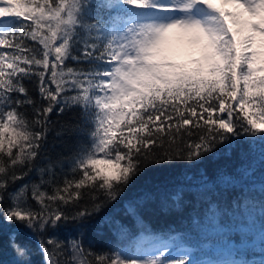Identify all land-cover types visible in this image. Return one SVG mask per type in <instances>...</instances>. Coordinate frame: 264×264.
I'll return each instance as SVG.
<instances>
[{"label":"snow or ice","instance_id":"snow-or-ice-1","mask_svg":"<svg viewBox=\"0 0 264 264\" xmlns=\"http://www.w3.org/2000/svg\"><path fill=\"white\" fill-rule=\"evenodd\" d=\"M238 143L264 146V0H0V229L17 226L10 264H34L37 253L17 239L25 230L41 264H201L192 258L201 248L233 250L231 235L252 223L249 205L221 207L203 173L195 195L206 207L191 217L198 247L150 227L140 209L151 193L124 206L135 232L102 217L115 237L107 250L86 247L83 229L149 168L195 166ZM238 171L255 175L250 163ZM184 195L157 193L163 207ZM68 224L76 234L61 239Z\"/></svg>","mask_w":264,"mask_h":264},{"label":"trees","instance_id":"trees-1","mask_svg":"<svg viewBox=\"0 0 264 264\" xmlns=\"http://www.w3.org/2000/svg\"><path fill=\"white\" fill-rule=\"evenodd\" d=\"M34 89L33 85H29ZM33 96L38 93L33 90ZM57 117L53 116V120ZM54 136V132L51 134ZM264 146L254 144L251 149L246 143H238L230 152L224 148L219 150V154L215 157H209L202 163L195 166H189L183 163L166 165L161 167L149 168L143 174L136 177L126 192L120 199L113 204L106 213H101L94 217L83 229L84 244L87 247L89 241L96 250H107L110 245L115 243V237L110 231L108 225H101V219L104 215H111L123 221L131 231H137L133 220L124 215V206L145 194H153L154 199L148 200L142 209H140L144 220L150 227L158 233L175 234L177 235V243L183 242L186 247L199 245V237L197 231L193 229L191 217L203 213L206 205L195 195L196 185L200 175L206 174L210 181V187L214 184L213 199L218 202L221 207L227 205L231 207L234 200L244 201L249 205V212L252 223L247 226L245 234L234 232L231 235V240L235 247L229 251L224 247L213 246L209 249H199L195 251L192 258L200 261L211 260H236L240 259L243 263L249 261L256 263L264 262V211L261 209V203L264 202V191H262V183H264V163H261V152ZM60 151L61 149H57ZM242 154L247 155V159L242 158ZM250 163L255 170V175L248 179L241 178L238 171L242 164ZM231 177L232 180L228 183L220 181V177ZM31 179L35 180V176ZM189 181L192 182L191 186ZM24 181L18 182L19 184ZM189 187L191 190L189 191ZM177 188H184V201L179 207L174 206L171 201L167 207L160 204L157 193L159 191H173ZM227 220V218H225ZM0 224H3L0 221ZM17 226L3 225L0 229V264L5 261L10 262L15 258L14 251L8 246V233L14 230ZM76 228L72 224H68L59 233L63 239L69 235H75ZM182 238V240H181ZM17 239L20 243H27L31 246L33 252L32 259L34 264H41V257L36 249L35 240L28 238L25 232L19 234Z\"/></svg>","mask_w":264,"mask_h":264},{"label":"rangeland","instance_id":"rangeland-1","mask_svg":"<svg viewBox=\"0 0 264 264\" xmlns=\"http://www.w3.org/2000/svg\"><path fill=\"white\" fill-rule=\"evenodd\" d=\"M201 264H206V262H203V261H202Z\"/></svg>","mask_w":264,"mask_h":264}]
</instances>
